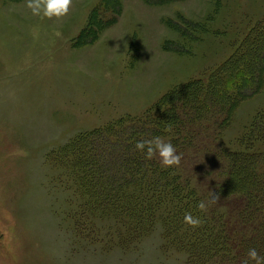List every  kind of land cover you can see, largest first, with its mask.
<instances>
[{"label":"rangeland","instance_id":"obj_1","mask_svg":"<svg viewBox=\"0 0 264 264\" xmlns=\"http://www.w3.org/2000/svg\"><path fill=\"white\" fill-rule=\"evenodd\" d=\"M27 3L0 0V264H186L158 219L128 247L105 236L110 220L79 224L82 197L56 159L81 134L138 116L222 64L264 19V0H118L116 13L73 0L60 19ZM262 112L264 89L236 105L215 143L237 147ZM180 156L207 197L210 155Z\"/></svg>","mask_w":264,"mask_h":264},{"label":"trees","instance_id":"obj_2","mask_svg":"<svg viewBox=\"0 0 264 264\" xmlns=\"http://www.w3.org/2000/svg\"><path fill=\"white\" fill-rule=\"evenodd\" d=\"M103 1L118 11V0ZM262 89L264 19L206 75L172 88L138 116L121 117L67 144L56 162L73 174L82 197L79 224L110 220L105 236L128 247L158 219L167 242L188 254L186 264H244L253 247L264 256V113L237 147L215 143L236 105ZM156 136L171 141L179 155L190 149L210 155L216 178L207 197L198 195L181 166L165 168L158 154L149 158L136 149L137 141ZM213 195L218 199L212 201ZM188 213L202 223L187 224Z\"/></svg>","mask_w":264,"mask_h":264},{"label":"clouds","instance_id":"obj_3","mask_svg":"<svg viewBox=\"0 0 264 264\" xmlns=\"http://www.w3.org/2000/svg\"><path fill=\"white\" fill-rule=\"evenodd\" d=\"M72 3L73 0H28L27 7L33 16L60 19L69 13ZM135 147L141 152H146L149 158L158 154L160 163L165 168L178 165L181 160L176 146L171 141H165L159 136L151 140H139L136 142ZM216 199H218V195H213L211 198L212 201ZM198 207L205 210L207 205L204 201H200ZM184 219L187 224L193 227H197L202 223L199 217H194L190 213L186 214ZM250 261L254 264H264V256H261L256 248H249L244 264H250Z\"/></svg>","mask_w":264,"mask_h":264}]
</instances>
